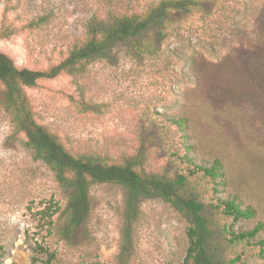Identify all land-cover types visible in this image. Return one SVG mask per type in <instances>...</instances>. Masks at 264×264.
Segmentation results:
<instances>
[{
	"label": "rangeland",
	"instance_id": "1",
	"mask_svg": "<svg viewBox=\"0 0 264 264\" xmlns=\"http://www.w3.org/2000/svg\"><path fill=\"white\" fill-rule=\"evenodd\" d=\"M156 1L0 0V50L18 68L45 69L84 40L89 20L140 13ZM217 1L220 6L223 1L237 5L243 0ZM248 1L257 5L262 0ZM200 16L196 11L178 16L172 24L180 28L161 42L157 55L117 45L109 57L40 79L25 92L36 119L54 131L72 153L117 163L138 156L137 169L170 178L185 173L187 166L175 155L182 153L179 134L164 119L186 112L191 116L194 156L209 162L224 155L229 183L221 194L237 190L245 203L257 209L256 218L232 223L238 231L252 227L257 220L264 222V169L244 170L231 145L237 134H248L246 124L252 120L248 117L252 112L248 110L242 122L234 115L232 120L226 118L223 112H215L216 116L213 108L224 104L223 95L183 77L179 70L187 67L165 51L169 45L179 53H193L200 62H215L229 49L244 45V38L226 35L223 45L211 52L198 37L205 28ZM217 18L224 21L222 14ZM238 18L241 24L246 19ZM183 29L195 32L189 42ZM2 92L0 83V100ZM23 141V133L13 132L9 114L0 103V245L6 262L43 264L45 255L33 250L36 242L53 252L49 264H179L183 260L188 223L169 203L154 198L141 202L129 256L125 263L117 261L124 191L114 183L90 187L89 215L72 241L63 240L55 229L48 233L40 211L49 205L63 208L66 193L49 167L32 159ZM191 187L202 201L214 200L211 185L204 179L194 178ZM219 222L231 223V219ZM263 236L261 231L255 239ZM240 252L242 261L236 264H264L257 246L239 244L228 248L225 256L232 258ZM34 256L39 260L34 261Z\"/></svg>",
	"mask_w": 264,
	"mask_h": 264
},
{
	"label": "trees",
	"instance_id": "2",
	"mask_svg": "<svg viewBox=\"0 0 264 264\" xmlns=\"http://www.w3.org/2000/svg\"><path fill=\"white\" fill-rule=\"evenodd\" d=\"M217 3V0H158L140 13L111 14L104 19H91L86 24L84 40L74 45L58 63L45 69L18 68L14 60L0 50V83L3 87L0 103L9 114L13 132L23 133V144L32 159L46 164L66 193L63 208L49 205L40 211L48 233L55 229L63 240L72 241L89 215L90 187L114 183L124 191L116 254L120 263L126 262L131 251L133 222L139 216L141 202L154 198L169 203L188 223V246L179 264H236L242 261L243 252L232 258H226L225 252L239 244L257 246L258 255L264 257V236L255 239L259 232L264 231V222L257 220L252 227L238 231L232 228L236 221L256 218L257 209L245 203L237 190L221 194L229 183L224 155L215 156L209 162L194 156L196 145L191 140L189 114L179 112L166 115L164 119L179 134L182 153L175 155L187 166L185 173L170 178L137 169L138 156L117 163L89 154L72 153L54 131L36 119L25 92V88L33 87L40 79L54 78L61 72L82 69L90 60L109 57L117 45H128L137 53L157 55L161 42L171 39L175 30L180 28L172 24L178 16L187 17L194 11L201 12L200 20L205 28L197 36L204 39L203 45L207 49L215 51L216 45H220L226 35L244 38V45L229 49L215 62H200L193 53H179L169 45L165 46V51L168 57L187 67L179 70L183 77L197 87L210 86L223 95L224 104L213 108L216 116L223 112L226 118L232 120L234 115L242 122L245 113L248 110L252 112L248 116L252 120L246 124L247 136L237 134L233 142L230 141L242 168L252 167L260 172L264 169V0L257 5L248 0L237 5L227 1L220 6ZM219 14L223 15V22L217 18ZM240 15L246 18L243 24L238 18ZM183 31L189 42L195 32L192 33V29ZM191 178L204 179L210 184L214 200L204 202L198 198L191 187ZM223 218H230L231 223L219 222ZM33 250L36 254L45 255L43 264H49L54 257L47 246L38 242ZM33 259L39 260L36 256ZM0 264H16L5 261L2 245Z\"/></svg>",
	"mask_w": 264,
	"mask_h": 264
}]
</instances>
